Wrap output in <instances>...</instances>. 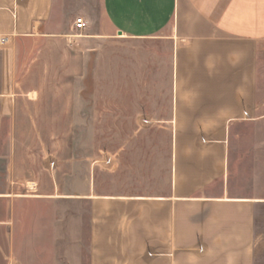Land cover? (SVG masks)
I'll list each match as a JSON object with an SVG mask.
<instances>
[{
  "label": "crops",
  "instance_id": "crops-1",
  "mask_svg": "<svg viewBox=\"0 0 264 264\" xmlns=\"http://www.w3.org/2000/svg\"><path fill=\"white\" fill-rule=\"evenodd\" d=\"M263 45L264 0H0V135L13 146L0 176V264H56L41 239L44 211L32 207L53 195L15 193L41 176L18 171L14 145L46 128L60 135L59 121L90 126L97 51H124L119 80L133 72L139 89L130 135L165 137L148 156L165 172L151 170L139 191L99 194L98 161L74 171L70 197L90 205L86 263L264 264V196L233 171V135L257 117ZM120 93L119 115L130 103ZM126 148L102 165L121 170Z\"/></svg>",
  "mask_w": 264,
  "mask_h": 264
},
{
  "label": "rangeland",
  "instance_id": "rangeland-1",
  "mask_svg": "<svg viewBox=\"0 0 264 264\" xmlns=\"http://www.w3.org/2000/svg\"><path fill=\"white\" fill-rule=\"evenodd\" d=\"M97 55L92 86L87 88V95H93V103L90 105L93 107V120L89 121L90 126L87 128L79 124L71 132L70 121L63 120L61 123L57 122L58 131L62 132L60 135L49 134L53 130L46 128L44 136L34 134L18 137L20 140H15L17 145H14L18 171L25 169L22 164H27L29 170L36 174L39 172L38 175L41 176L38 185H13L15 193L53 195L43 204L32 207L38 206L44 211L46 229L41 239L45 242L47 262L55 258L56 264H87V219L90 205L85 200L70 197V193H75L76 180L73 173L77 171L80 174L81 163L87 162L91 165L98 161L92 170L95 191L99 194L116 193L120 190L139 191L141 187L147 186L145 180H141L152 174L151 170L155 174H161V170L165 172V168L160 167L162 161L158 162V168L151 169L153 165L148 159L151 153L149 145L164 142L165 137L160 134L136 137L130 135L136 126L133 98L135 91L139 89H135L133 72L122 73L119 80L117 61L119 56L124 55V51H97ZM107 55L114 62L111 63L108 80L107 66L103 64ZM119 84L125 86L119 89ZM120 90V94L130 101L122 105L124 109L121 115L118 113L117 104ZM106 96L109 97V104L102 103ZM258 99L256 120L249 124H238L236 134L233 135V171L239 178L251 180H245L242 187L264 196V45L259 52ZM5 127L3 124L2 128ZM119 131L122 135H119ZM124 144H127V148L120 153L123 163L121 170L106 169L101 162L103 156L113 155L118 160V149ZM8 147L13 148L8 137L0 135V176H4L5 157L10 154L7 152ZM51 161L55 163L52 167L49 166ZM54 179L57 183H54ZM55 193L60 196H55ZM22 205L19 202V206ZM55 219L56 234L53 232Z\"/></svg>",
  "mask_w": 264,
  "mask_h": 264
},
{
  "label": "built area",
  "instance_id": "built-area-1",
  "mask_svg": "<svg viewBox=\"0 0 264 264\" xmlns=\"http://www.w3.org/2000/svg\"><path fill=\"white\" fill-rule=\"evenodd\" d=\"M75 25H76L77 29L83 30L87 26V21L84 17L78 16L76 18Z\"/></svg>",
  "mask_w": 264,
  "mask_h": 264
}]
</instances>
